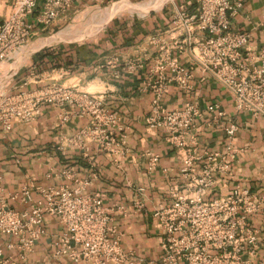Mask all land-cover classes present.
<instances>
[{"label": "crops", "instance_id": "1", "mask_svg": "<svg viewBox=\"0 0 264 264\" xmlns=\"http://www.w3.org/2000/svg\"><path fill=\"white\" fill-rule=\"evenodd\" d=\"M6 2L0 0V20ZM116 3L145 10L146 14L112 18L98 32L80 41H61L51 49L50 44L44 45L48 37L62 32L64 24L79 10ZM179 4L178 0H79L64 18L38 33L29 51L5 69L0 83H7L12 92L58 84L100 98L103 107L116 117V137H124V148L128 151L126 155H113L92 144H85L84 148L68 144L67 140L84 129L88 121L73 119L62 124L61 111L42 107L33 123L16 125L9 133L0 130V199H6L11 209L18 212L26 209L20 202L25 189L36 200L37 189L74 187L67 172L78 181L95 175L85 194L103 196V207L111 219L109 226L119 236L122 250L132 256L133 264L160 263L164 234L155 226L152 214L159 206L168 205L172 187L185 183L180 176L185 152L170 146L164 132H150L145 127L157 81L152 69L159 54L149 44L151 37L160 38L172 50L177 64L193 74L189 91L168 85L161 106L174 111L192 102L204 114L194 133L195 145L191 146L201 155L199 169L207 163L205 154L224 149V127L229 124L238 127L234 145L237 155L227 175L217 180L213 194L207 197H224L236 186L256 199L264 196V120L237 113L229 94L200 73L184 49L185 29L172 25ZM186 13L194 15L195 6H187ZM231 25L237 31L249 33L251 47L257 48L264 39V0H243ZM195 37L200 39L203 35L196 33ZM177 47L183 52H178ZM134 62H140L142 69L128 72L126 65ZM213 104L224 114L217 123L213 115L206 113ZM150 158L157 159L153 171L148 167ZM138 190L142 193L138 194ZM10 196H17V200L10 201ZM137 202L139 209L135 208ZM248 225L258 240L250 261L264 263V207L249 218ZM45 230V236L23 260L17 250L6 248L14 242L0 237L3 248L0 264H71L66 258L58 261L52 258L54 245L62 233L54 217L45 218Z\"/></svg>", "mask_w": 264, "mask_h": 264}, {"label": "built area", "instance_id": "2", "mask_svg": "<svg viewBox=\"0 0 264 264\" xmlns=\"http://www.w3.org/2000/svg\"><path fill=\"white\" fill-rule=\"evenodd\" d=\"M77 1L8 0L3 4L0 79L16 58L29 51L33 38L64 18ZM178 1L172 25L185 29L184 49L200 73L229 94L237 113L264 120V39L257 48L251 47V35L231 25L243 0ZM191 5L195 6L196 13L188 16L186 9ZM196 33L203 37L196 38ZM148 41L159 54L152 69L157 81L145 127L150 132H164L170 146L185 152L180 170L185 183L172 187L168 205L159 206L152 214L155 226L164 234L159 264H254L250 259L258 240L248 221L264 207V196L256 199L236 186L224 197H207L213 194L217 180L227 175L237 155L234 145L238 127L236 124L224 127V149L205 154L207 163L199 169L201 155L191 146L195 145L194 133L204 114L192 102L174 111L161 106L166 87L174 84L181 91H189L193 74L177 64L172 50L160 38L151 37ZM177 50L183 52L181 48ZM140 69V62L126 65L128 72ZM42 107L61 111L62 124L73 119L88 121L84 129L67 140L68 144L81 148L92 144L113 155L128 153L124 137H116V117L103 107L100 98L58 84L12 92L7 83H0L1 132L9 133L16 125L33 123ZM206 113L213 115L214 123L224 117L217 104L208 106ZM156 163V158H150V171L155 169ZM66 174L74 187L37 189L36 200L25 189L20 202L27 207L20 212L11 209L6 199H0V237L14 242L6 248L17 250L20 258L25 259L45 236V218L50 216L62 227L52 253L54 260L66 258L71 264H133L132 256L122 250L119 236L109 226L111 219L103 207V196L85 194L95 175L78 181L70 172ZM141 193L142 190H138V194ZM9 199L15 201L17 196ZM135 208H140L138 202ZM2 253L0 247V260Z\"/></svg>", "mask_w": 264, "mask_h": 264}, {"label": "rangeland", "instance_id": "3", "mask_svg": "<svg viewBox=\"0 0 264 264\" xmlns=\"http://www.w3.org/2000/svg\"><path fill=\"white\" fill-rule=\"evenodd\" d=\"M171 2H168L167 6ZM127 4H110L102 5L96 9L79 10L72 18L66 22L63 26V31L58 35H54L47 38L45 46L50 44V49L54 48L62 42H70L73 40H81L87 36L95 34L98 32L109 20L117 16H127V14L132 16H143L146 11L136 9L135 7L126 6ZM109 13L107 17H104L105 13ZM104 18V19H103ZM130 18V17H129ZM135 18V17H131ZM100 23V24H99ZM38 48V47H36Z\"/></svg>", "mask_w": 264, "mask_h": 264}, {"label": "bare ground", "instance_id": "4", "mask_svg": "<svg viewBox=\"0 0 264 264\" xmlns=\"http://www.w3.org/2000/svg\"><path fill=\"white\" fill-rule=\"evenodd\" d=\"M111 11H109L108 13H105L104 17H107V15H109ZM104 19V18H103ZM100 24V23H99Z\"/></svg>", "mask_w": 264, "mask_h": 264}]
</instances>
